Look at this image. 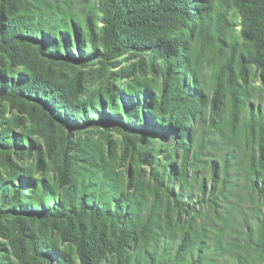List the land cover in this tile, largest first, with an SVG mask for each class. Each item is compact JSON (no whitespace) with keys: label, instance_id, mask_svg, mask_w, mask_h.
<instances>
[{"label":"trees","instance_id":"16d2710c","mask_svg":"<svg viewBox=\"0 0 264 264\" xmlns=\"http://www.w3.org/2000/svg\"><path fill=\"white\" fill-rule=\"evenodd\" d=\"M0 1V56L13 64L24 63L15 45L29 43L48 60L80 68L115 69L117 58L139 52L148 54L155 76L141 79V64L111 71L105 94L72 104L65 91L35 77L8 80L0 71V101L59 108L69 121L51 118L71 133L131 135L151 147L137 165L153 154L152 185L142 187L138 166L128 180L100 159L73 171L74 157L64 151L60 190L29 170L0 181V219L99 222L94 236L76 239L80 264H264V97L255 106L249 85L250 68L264 81V0H98L99 32L90 13L75 9L95 0L56 8ZM227 8L238 12L249 52ZM80 85L71 100L79 99ZM5 140L4 148L37 147L29 136ZM23 189L30 201L22 207Z\"/></svg>","mask_w":264,"mask_h":264},{"label":"rangeland","instance_id":"374dc122","mask_svg":"<svg viewBox=\"0 0 264 264\" xmlns=\"http://www.w3.org/2000/svg\"><path fill=\"white\" fill-rule=\"evenodd\" d=\"M32 1L56 8L59 2L67 0ZM97 7L98 0H95V5L90 9L82 10L80 5H76L75 9L76 13H90L99 32L101 15ZM226 12L235 25L238 43L243 51L249 52L250 47L240 36L238 12L234 8H227ZM15 46L20 54V60L24 63L16 65L5 55L0 56V71L8 75V80L11 77L16 78V75L35 77L42 86L65 91L67 95L64 96L72 104L88 103L96 95L105 94L106 84L109 82L112 85L109 79L111 71L122 74L126 69L136 68L141 64L144 69L141 79L148 81L155 77L150 68L148 54L139 52H130L117 58L115 69H110L103 64L80 68L61 65L46 59L34 44ZM249 72V85L254 88L252 94L255 97L254 105L256 106L264 97V81L255 68H250ZM78 81L82 87L79 99L71 100L69 93ZM32 95L39 97L35 90L32 91ZM46 102L42 100L43 104ZM51 116L68 120L61 116L59 108L50 107V104L44 107L34 100H27L12 106L8 102L0 101V143H4L5 139L14 135L29 136L31 142L37 145L32 150L27 146L23 148L22 144L17 142L11 148L0 145V181L8 182L18 179L23 171L29 170L33 178L45 180L60 190L57 170L62 163V152L65 151L74 157L73 171L79 168H91V165L96 164L100 159L104 165L110 164L121 172L126 180L138 166L141 186L152 185V168L149 163L152 161L153 154L148 155L149 160L146 164L138 163L137 165L140 152L150 153L149 144L139 143L131 135L106 129L71 133L61 129L59 121L56 118L52 120ZM4 134L10 136L2 139ZM22 194L25 196H19L18 201L23 207L29 203L30 196L26 189L22 190ZM98 224L99 222H90L89 219L84 218L81 221L72 222L70 227H67L64 222L55 226L50 222L31 219L27 215H9L0 219V264H80L76 239L80 234L84 237L94 236Z\"/></svg>","mask_w":264,"mask_h":264}]
</instances>
